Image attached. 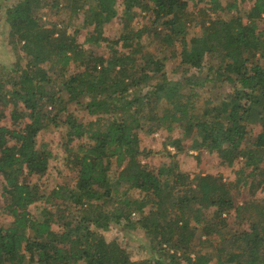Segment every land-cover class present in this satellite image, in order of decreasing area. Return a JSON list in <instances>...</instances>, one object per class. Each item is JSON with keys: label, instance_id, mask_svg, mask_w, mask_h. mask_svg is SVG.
Returning <instances> with one entry per match:
<instances>
[{"label": "trees", "instance_id": "trees-1", "mask_svg": "<svg viewBox=\"0 0 264 264\" xmlns=\"http://www.w3.org/2000/svg\"><path fill=\"white\" fill-rule=\"evenodd\" d=\"M186 1L199 8L198 15ZM186 1L123 0L119 23L120 30H130L139 11L151 19L153 35L180 44V66L187 67L181 82L164 73V59L146 50L138 33L105 35L119 16L118 0H17L7 6L9 43L28 61L22 65L19 53L9 75L0 72V120L11 106L18 127H0L7 197L0 210L13 219L8 227L0 225V264H209L211 257L193 254L191 245L220 233L233 211L237 227L227 263L264 264V200L236 206L232 196L238 188L252 195L264 190V0ZM47 7L69 11L61 27L46 26L41 11ZM82 30L88 32L80 44ZM84 45L106 48L111 57L87 52ZM73 103L95 119L79 124L68 110ZM145 120L151 124L146 130ZM178 125L185 136L172 139ZM255 126L262 131L250 142ZM62 127L69 129V144L84 138L89 143L66 146L76 184L48 198L31 182L48 172L54 158L39 137ZM159 130L169 133L165 145L178 153L196 132L201 150L236 167V181L192 177L175 162L158 170L146 165L142 158L153 152L144 154L140 134ZM49 199H62L59 216L47 208L37 216L30 212ZM112 225L144 232L153 240L155 259L133 261L120 239L107 241L103 232Z\"/></svg>", "mask_w": 264, "mask_h": 264}, {"label": "rangeland", "instance_id": "rangeland-1", "mask_svg": "<svg viewBox=\"0 0 264 264\" xmlns=\"http://www.w3.org/2000/svg\"><path fill=\"white\" fill-rule=\"evenodd\" d=\"M17 0H0L2 5V9L0 10V72L2 74L9 75V71L14 67V65L19 62L18 56L20 53V57L22 60L20 62L22 65L26 64L28 59L25 57L24 53L18 51V55L16 51L12 48L9 43V32L10 27L5 22V12L7 10V6L9 4H13ZM186 1V0H185ZM189 12L193 13L195 16L198 15L199 8L192 2L186 1ZM248 4L246 5V7ZM201 8H204L202 5ZM205 9V8H204ZM117 10L119 16L117 19H114L105 27V35L115 39L117 34L122 30L119 29V23L121 22V16L124 10L123 0H118ZM43 14V21L46 23V26L50 27L52 24H57L59 27L63 25L62 18L67 19L69 15L68 10H64V8H44L41 11ZM214 16V15H213ZM83 21V17L76 20L78 25H81ZM153 30L151 26V19L148 18L144 13L138 11V15L134 22V25L130 30H123L122 33H138L142 43L145 46V49L149 52L153 53L157 58H160L164 62V73H166L170 79H174L176 81L181 82L182 80V71L187 68L186 65L183 64L181 67V57L180 53L182 47L180 44L169 45L165 41L164 34L162 36L153 35L151 31ZM69 34H73L74 29L68 30ZM88 30H82V32L77 36L78 42L82 44L87 37ZM192 29L190 31V37L193 35ZM87 52L93 51L98 55H102L105 58H110L111 54L106 48H94L88 45H84ZM125 52V51H124ZM47 65L44 64V67ZM73 66V65H72ZM74 71L73 67L70 68L69 74H72ZM176 71L178 73H176ZM162 73H160L157 77L161 78ZM144 94L147 89H143ZM137 93V92H136ZM135 94V92H134ZM63 96H66L63 94ZM160 102V100H159ZM162 102V101H161ZM166 106V104H165ZM163 105V107L165 108ZM12 107H7L4 110L5 116L0 120V127L5 126L9 128H18L12 123L10 113ZM69 112L74 113L79 124L86 125L90 121L94 120V117H91L88 114V111L84 108L76 106V104H70L68 107ZM148 112L146 108L145 114ZM162 114V110L159 111ZM63 119V117H62ZM20 125V124H19ZM143 125L148 128L151 124L145 120L143 121ZM19 127H23L20 125ZM55 128V127H53ZM67 127H62L59 129H52L46 135H42L39 137V144L47 143L49 148L52 149L54 153V158L50 161V166L48 172L42 176H36L31 179L33 184H37L40 186L41 191L49 198L54 190L62 187L73 188L76 184V172L70 169V166L67 164V158L69 153L66 151V146H69V139L67 137L68 132ZM262 131L260 126H255L253 129H249V133L247 139L250 142L256 141V136ZM169 133L159 130L153 136H147L144 133L140 134L141 139V148L146 154L147 152H153L151 155L143 157L142 160L146 165L150 167H154L157 170L160 169L162 165H169L172 162H175L178 166L179 170L188 173L192 177L197 174H208V175H221L226 183H231L236 181L235 168L225 166L221 163L217 154H211L204 150H201L200 145L197 143L199 138L196 132H193L191 137H187L184 140L183 151L178 153L177 150L171 146L165 145L166 140H168ZM185 136V127L182 125H178L176 127V131L172 134V139H181ZM171 138V136H170ZM89 140L84 138L82 140H75L70 148H75L79 144H87ZM238 168V166H237ZM114 177V176H113ZM5 182L0 177V206L3 209L4 204H6L7 197L3 196ZM232 196L236 206L243 205L247 201H257L261 202L264 200V190H257L254 195L251 194L249 188H238L233 190ZM49 204L45 203V200L37 202L36 204L30 207V212L37 216L43 211L44 208H47L48 211H51L55 215L61 214L62 199L51 200L49 199ZM61 208V209H60ZM214 209L208 210V216L212 215ZM250 212V211H249ZM248 212V214H249ZM231 218L228 223V226L223 228L220 233H213L211 236H201L194 239L191 250L193 254L198 255H208L211 257V262L209 264H218V260L221 259L227 263L228 254L227 250L231 249V245L229 239L236 231V223H235V212H231ZM257 218V217H255ZM254 218V219H255ZM12 217L4 214L0 210V225L8 227L12 223ZM124 225V224H122ZM122 225H112L111 228L103 232L104 237L107 241H113L115 239H120L127 246V252L130 255V258L133 261H141V260H154L155 254L152 249L151 241L153 240L144 235L142 231H130L126 229ZM242 229H249V224L245 223L242 225ZM55 230H59L58 226L55 225ZM151 240V241H150ZM233 252L240 253L241 250L238 248L233 249ZM247 255V254H245ZM244 257V256H243ZM247 257L244 258L246 260ZM182 264V263H181ZM183 264H185L183 262Z\"/></svg>", "mask_w": 264, "mask_h": 264}]
</instances>
